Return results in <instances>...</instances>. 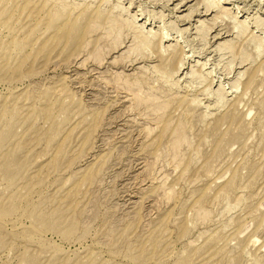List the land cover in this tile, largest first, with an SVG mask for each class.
<instances>
[{
  "label": "rangeland",
  "instance_id": "374dc122",
  "mask_svg": "<svg viewBox=\"0 0 264 264\" xmlns=\"http://www.w3.org/2000/svg\"><path fill=\"white\" fill-rule=\"evenodd\" d=\"M0 264H264V0H0Z\"/></svg>",
  "mask_w": 264,
  "mask_h": 264
},
{
  "label": "bare ground",
  "instance_id": "6f19581e",
  "mask_svg": "<svg viewBox=\"0 0 264 264\" xmlns=\"http://www.w3.org/2000/svg\"><path fill=\"white\" fill-rule=\"evenodd\" d=\"M243 31V30H242ZM32 100V99H31ZM185 133V132H184ZM189 141V140H188ZM63 185V184H62ZM2 221V220H1Z\"/></svg>",
  "mask_w": 264,
  "mask_h": 264
}]
</instances>
